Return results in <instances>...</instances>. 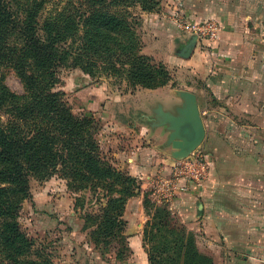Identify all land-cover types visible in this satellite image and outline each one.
Returning a JSON list of instances; mask_svg holds the SVG:
<instances>
[{
    "label": "trees",
    "instance_id": "obj_1",
    "mask_svg": "<svg viewBox=\"0 0 264 264\" xmlns=\"http://www.w3.org/2000/svg\"><path fill=\"white\" fill-rule=\"evenodd\" d=\"M137 4L151 11L160 0H81L42 22L44 0H0V67H13L26 87L22 95L12 92L0 73V106L13 114L7 125L0 122V264H53L17 216L30 195V177L55 173L70 178L76 189H103L101 207L86 215L94 226L91 240L115 241L119 260L131 255L124 214L140 188L137 178L101 155L95 118L76 115L53 84L59 65L71 63L92 75H123L134 87L167 85L170 70L142 51L140 20L130 11ZM145 205L143 241L150 264H216L168 205L149 199Z\"/></svg>",
    "mask_w": 264,
    "mask_h": 264
},
{
    "label": "crops",
    "instance_id": "obj_2",
    "mask_svg": "<svg viewBox=\"0 0 264 264\" xmlns=\"http://www.w3.org/2000/svg\"><path fill=\"white\" fill-rule=\"evenodd\" d=\"M160 3V9L158 6L151 11L144 10L141 4L133 6L139 10L134 14H139L142 51L175 66L177 73L188 72L189 86L180 88L198 95L205 125L216 131L203 185L175 188V202L169 208L196 233L200 248L212 255L216 264H264V0ZM164 5L166 8L161 9ZM205 20L220 23L216 41L197 39L189 57L179 55L195 35L188 24ZM171 75L175 82V73ZM168 84L135 87L136 91L160 94L153 100L168 105L177 100L178 89L168 90ZM101 91L96 88L87 95V107L94 114L100 111L97 105L107 107ZM140 121L127 122L126 128L136 132ZM132 136L128 140L119 138L117 149L112 147L109 154L115 157V166L134 176L153 177L150 174L161 166L158 157L150 148L140 146L136 150L141 137ZM105 145L110 146L111 139ZM134 198L129 199L126 210ZM139 211L143 212L140 200ZM138 223V227L126 231L132 253L125 263L118 264H150L142 221ZM71 238L76 246L80 235L75 230ZM74 257L62 264H80Z\"/></svg>",
    "mask_w": 264,
    "mask_h": 264
},
{
    "label": "rangeland",
    "instance_id": "obj_3",
    "mask_svg": "<svg viewBox=\"0 0 264 264\" xmlns=\"http://www.w3.org/2000/svg\"><path fill=\"white\" fill-rule=\"evenodd\" d=\"M80 2L81 0H44L39 20L42 22L47 16L56 14L65 7L70 9L71 5H80ZM160 5L157 10L160 9ZM164 8H166V5L161 9ZM130 11L138 13L139 10L136 7H131ZM137 31L139 33V26ZM165 66L170 72L175 73L176 79L175 82L171 81L168 84L170 86L168 90L180 88V86H189L191 76L187 71L177 73L175 66L173 68L171 64H165ZM0 71L4 83L12 92L19 95L26 92L25 82L13 67L3 65L0 67ZM201 84V82L198 84L200 88ZM96 88H100L101 92H104L107 107L97 105L96 108L100 111L94 114V111L89 110L86 102L87 95ZM196 88L198 89V87ZM53 90L61 93L62 99L67 102L76 115H89L95 118L101 155L114 166L115 157L109 153L113 148L117 149L121 137L125 140L133 137L132 135L141 137L136 150L140 146L144 149L150 148L158 157L161 166L157 172L150 174L153 177L135 176L140 188L130 204V209L126 210L128 212L125 211L124 214L128 226L126 231L129 227H138L139 220L142 221L141 226L144 231L149 219L145 199L157 204L168 205L170 208L172 202H175L173 200L175 194L170 195L172 187H166V180L173 176V178H176L175 171L179 162L171 155L173 148L164 146L166 133L163 129L152 130L148 125L154 114L152 108L157 103L153 100V97L160 94L141 91L140 89V91H136L137 87L131 86L123 75L112 74L105 70L92 75L84 70L81 65H71V63L59 65ZM12 119L13 114L8 108L0 106V122L7 125ZM134 120H141V124L139 123L136 132L131 133V130L126 128V124H132ZM207 128L205 141L190 155L191 157L196 158L203 154L206 160L211 159V156L207 155L211 143L215 140L214 134L216 131L211 127ZM110 139L112 146L105 145V142H110ZM29 187L30 195L21 202L17 221H19L23 231L34 241L37 248L46 249L53 264H62L68 259H72V256H75L74 259L80 264H118L119 262H126L117 259L118 245L115 241L105 244L102 242L100 245H96L90 237L94 226H89L92 223L86 220V215L87 212H97L101 207L102 201L106 199L102 196L103 189L100 188L99 192H93L90 188L76 189L79 186L61 173H55L49 177L32 175ZM84 187L92 186L87 185ZM98 187L104 186L101 184ZM139 200L142 202L143 212L139 211ZM174 216L180 223L184 224L177 213H174ZM134 220L137 222L134 223ZM75 230L80 235V240L78 239L76 246L72 245L71 238V233ZM196 238H198L197 235ZM197 243L200 247L198 239ZM8 263L11 264L7 260L3 262V264Z\"/></svg>",
    "mask_w": 264,
    "mask_h": 264
},
{
    "label": "water",
    "instance_id": "obj_4",
    "mask_svg": "<svg viewBox=\"0 0 264 264\" xmlns=\"http://www.w3.org/2000/svg\"><path fill=\"white\" fill-rule=\"evenodd\" d=\"M197 35L184 45L179 55L189 57L197 42ZM177 100L166 105L158 101L153 106V116L148 122L152 130L163 129L166 133L164 146H171V155L176 160L189 157L207 137V127L200 108L198 95L190 90H175Z\"/></svg>",
    "mask_w": 264,
    "mask_h": 264
},
{
    "label": "built area",
    "instance_id": "obj_5",
    "mask_svg": "<svg viewBox=\"0 0 264 264\" xmlns=\"http://www.w3.org/2000/svg\"><path fill=\"white\" fill-rule=\"evenodd\" d=\"M191 32L197 35V38L203 42H215L218 37L220 23L213 20H205L201 22H192L188 24ZM200 157H189L183 161H179L176 167L175 176L166 181V187H172L170 195L175 194V188L180 187L181 190L187 189L191 184L196 186L203 185V179L206 178L205 165L207 160L202 154ZM182 177V178H180ZM181 183H183L181 185ZM173 199V198H172Z\"/></svg>",
    "mask_w": 264,
    "mask_h": 264
}]
</instances>
